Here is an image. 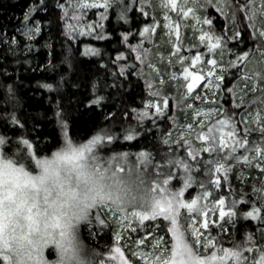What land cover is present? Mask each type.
<instances>
[{"label":"snow or ice","instance_id":"6c2138e0","mask_svg":"<svg viewBox=\"0 0 264 264\" xmlns=\"http://www.w3.org/2000/svg\"><path fill=\"white\" fill-rule=\"evenodd\" d=\"M112 3L113 0H66L58 7L64 10L62 18L68 20L65 24L68 34L75 35L79 30L81 35H91L93 22H80L85 10L101 4L107 10ZM147 3L148 0H141V6ZM211 3L212 0H192L191 4L189 0H159L153 8L162 10L169 35L174 28L178 38L180 25L171 22L170 10L176 11L178 19L180 14L190 17L195 22L194 29L196 23L211 28L213 21L207 15L201 16V11ZM213 6L225 18L230 12L232 20L236 21L240 14L247 23L244 27L238 26L231 36L201 28L200 43L206 40L204 53L208 55L196 51L190 57L191 65H200L195 70L187 63L189 58L176 53L175 63L182 70L173 72L172 78L184 77L186 81V91L180 101L184 106L185 123H179L175 116L169 117L173 126L168 132L159 134V141L165 146L159 159L154 150L144 147L135 153L128 150L105 155V145H111L116 137L108 129L97 130L87 140L74 141L68 135L67 121L59 108L55 115L64 142L50 155H39L40 141H35L34 150L33 139L25 135L13 138L14 147L8 153L2 146L10 141L7 136L0 135V264H264V242H258L253 232L246 231L240 240L233 237L230 246H225L219 242V235L213 237L208 231L211 225H217L225 232V225L241 216L258 221L256 233H264V0H216ZM121 7L125 11L120 13V18L127 19L126 10L132 5ZM33 10L35 7L30 6L29 12L24 13L26 22ZM104 14L97 13L98 16ZM158 23L154 18L152 24H144L139 30L141 36L147 33L146 38L150 39ZM39 24L37 21L34 26L31 23L23 25L24 35H32L33 27L39 32ZM244 32H248L247 37ZM123 35L127 37L129 33ZM237 38L241 45L248 44V50L227 46V40ZM85 47L91 53L99 51L91 45ZM129 48L137 60L143 61L149 53L148 49L138 50L142 45H129ZM172 48L175 50L177 45L173 44ZM224 49L229 54L227 63L223 62ZM257 51L260 60L257 67H253L249 61ZM124 54L119 52L117 56ZM169 55L172 63V54ZM125 67L127 65H121L122 70ZM226 73L234 77L226 89L236 106V111L231 113L226 106H211L218 104L217 95L225 94ZM204 80H208L206 89L214 86L217 92L201 96L197 89L195 99L210 104L188 102L192 100L193 89ZM44 87L52 88L53 85L45 84ZM148 87L155 98L144 99V106L133 112L141 127L149 116L153 117V126L158 127L155 117L164 114L169 99L165 95L161 100L160 92L152 84ZM104 99L103 95H96L88 103L99 104ZM5 115H11L12 123H21L15 113ZM124 131L121 138L125 140L140 134L134 125ZM173 134L176 140L172 139ZM201 153H207V158ZM234 166L241 167L242 177H247L248 169L253 167L261 176L258 183L253 184L256 199L249 201L251 206L244 211L236 208L246 199L243 195L239 200L233 199L231 204H226L222 195L218 199L211 198L212 185L220 187L218 173H227ZM197 169L202 176L194 174ZM177 177L180 183L173 186ZM190 184H196L199 190L188 198L185 189ZM217 210L220 219H210V211ZM149 218L152 221L163 218L164 235L159 233V224L154 231L139 234L137 225L143 227ZM109 222L119 230H113V242L106 246V251L100 253L85 245L81 239L83 226L95 235L91 231L94 227L102 231ZM128 232L136 235L128 236ZM260 240H264V236ZM46 250L54 253L52 258L46 255ZM129 251L130 256L126 254ZM101 255L104 259L98 260Z\"/></svg>","mask_w":264,"mask_h":264},{"label":"trees","instance_id":"16d2710c","mask_svg":"<svg viewBox=\"0 0 264 264\" xmlns=\"http://www.w3.org/2000/svg\"><path fill=\"white\" fill-rule=\"evenodd\" d=\"M64 3L66 0H0V134L7 136L10 141L4 145L5 151L11 153L14 147L13 138L25 135L33 139L34 150L37 147L35 141H40L39 155H50L64 142L55 115L59 108L64 113L63 119L67 121L68 135L74 141L87 140L97 130L108 129L115 133L116 137L111 145H105V153L134 151L144 147L154 150L156 158L159 159L160 152L165 148L159 141V134L166 133L172 127L173 121L169 117L174 116V113L169 110V102V108L165 109L164 114L155 117V124L158 127L153 126L151 116L145 117L143 127L137 124L133 109L144 106L142 101L149 95L147 84L151 81L147 76L153 74L147 70L145 77L142 70L146 68L147 58L143 61L137 60L135 53L129 48V45H142V48L138 49L142 51L147 46L150 47V42L147 40L139 41L141 38L139 30L155 18L154 14L148 11V8L152 9V7L148 3L141 6L140 0L138 3L113 0L108 9L103 10L102 13H105L103 16L94 17L96 12L94 8L85 10L86 19L90 22L101 18L104 22L103 26L95 30L91 36H85L70 35L66 31L65 19L62 18L65 13L58 7V4ZM215 4L216 0H212L209 7L201 11V16L207 15L213 21L211 28L204 25L206 31L214 30L216 34L231 36L238 26L246 25L247 21L242 15L238 14L237 20L233 21L229 12L225 18V15L213 6ZM121 5H132L126 10L127 19L120 18V13L125 11ZM30 6H34L35 10L29 13V19L40 22V31L33 40L34 47L22 50L11 45L9 41L18 36L17 27L24 18V13L29 12ZM105 32L108 35H105ZM125 32L129 33L127 37L123 35ZM243 35L247 37L248 32H244ZM4 36L9 41L5 42ZM226 43L229 48L235 49L239 46L241 51L248 50V44L241 45L239 38L235 41L227 40ZM86 45H91L99 51L88 52ZM252 48H256L255 42ZM119 52L125 54L118 57ZM225 52V63H227L229 59L227 49ZM121 65L127 67L122 70ZM233 79L234 77H229L226 73L223 84L225 94L216 96L217 105L226 106L230 113L236 111V106L232 104V96L226 89L232 84ZM45 84H52L53 87L46 88ZM96 95H103L105 99L99 104L88 103L94 100ZM11 113H15L21 120L19 125L11 122V115H5ZM108 113H112V116ZM125 113L127 115H124ZM236 119L239 121V113ZM129 125H134L135 131L140 134L134 135L132 140L122 139L121 137L125 135L124 130ZM251 135L255 136L257 133ZM201 155L207 158V153ZM240 163L243 165V162ZM239 169L240 166H234L227 172L225 175H228V180L223 171L218 173L220 187L212 185L211 198L218 199L222 195L226 204H231L233 199L239 200L243 195L246 199L240 201L236 208L244 211L251 206L249 201L256 199L252 189L253 184L258 183L259 173L248 169V176L240 181L235 178V173ZM208 179L211 180L210 177ZM193 189L194 195L198 186L192 184L188 189L189 193ZM209 218L211 219L210 216ZM162 219L160 218L161 222ZM160 225L159 232L166 228ZM109 226L110 222L94 238L89 237L82 227L81 239L85 245L103 253L107 250L106 244L110 246L113 242ZM258 226V221L251 217L237 216L230 224L225 225L227 231L221 232V228L216 225H211L209 230L213 237L219 235L220 243L230 246L233 237L240 240L246 231L253 232L258 242H264L260 240L264 233H256ZM138 230L142 234L144 231L150 232V229L145 227L141 229L138 227ZM126 254L130 256V252ZM100 258L104 257L101 255L98 260Z\"/></svg>","mask_w":264,"mask_h":264},{"label":"rangeland","instance_id":"374dc122","mask_svg":"<svg viewBox=\"0 0 264 264\" xmlns=\"http://www.w3.org/2000/svg\"><path fill=\"white\" fill-rule=\"evenodd\" d=\"M130 3L134 1L138 0H129ZM141 2V0H140ZM192 0H189V4H191ZM159 0H148V4H150L149 6L152 7V9L148 8V11L152 14H154L155 19H157L159 21L158 24L155 25L156 27V31L152 32L150 34V39L146 38L148 36V34H145V37H142L139 35L140 38V42L147 40L148 42H150V47L147 46L146 49L149 50L148 55H146L144 58H147L146 60V68L145 70H142V73L145 75L147 72V70H149L150 73H152L153 75L147 76L145 75V77L147 76V78H150L151 81L147 84V86L149 84H152L155 90H158L161 94V100L163 98V96H168L169 102H170V111H172L174 113V116L178 118L179 123H185L184 121V115H185V111H184V106L183 104L180 103L181 99H182V94L186 91V88L184 87V84L186 83L185 78L184 77H176V78H172V73L173 72H177V71H181V67L178 63H175V61L178 59V57L176 56V53H179L180 55H184L186 58H189L187 60V63L189 65H191V59L190 57L192 55H195L196 51H200L202 52L205 56L208 55V53H204V49L207 47V42L205 40V43H200V29L204 28L203 24L200 23H196L195 24V29L192 27L193 23H195L194 21L191 20L190 17L188 18H184L182 14H180V18L178 19L177 13L174 10H170V20L171 22H178L180 25V29H179V37L177 38L176 36V32L175 29L173 28L171 30V35H169V31L170 29L165 27V19L164 16L162 14V10L160 8H153L154 4H158ZM95 9V14L93 15L94 17H97V13L100 12L102 13L104 10L103 5H97L88 9ZM86 9V10H88ZM68 18L69 20L71 19V13H68ZM37 21H35L34 19H29L27 22L24 20V18L21 20L20 25L17 27V32H18V36L12 38L10 41L4 36V40L5 42L9 41L11 45H13L16 48H20L22 50L25 49H30L32 47H34V43L33 40L38 36V32H35L34 27H33V34L26 36L24 35L23 32V25H25L26 23H31L33 26L36 24ZM68 22V20H65V24ZM81 23H87L90 22L88 19H86V15L82 18V21H80ZM153 20H151V22H148V24H152ZM94 24V28L92 30V33L101 28L104 24L102 18L96 19L95 22H93ZM206 31V30H205ZM75 34H80V31L77 30ZM158 34V35H157ZM85 36H91L88 34H84ZM157 38H156V36ZM15 40V43H13L12 41ZM176 44L177 48L174 50L172 48V45ZM224 60L223 62L225 63V59H226V52L224 49ZM171 55V59H172V63L169 62L170 60V55ZM216 58L219 60L220 59V54L219 51L216 52ZM260 60V53L257 51L254 53V56L252 58L251 63L253 66H257V62ZM145 63V64H146ZM151 65H155V67H152ZM200 65H191L192 69L195 70L196 68H198ZM208 84V80H204L201 81L200 84H198L196 86V89H193V93L190 94L192 95V100L188 101L190 103H194V104H198V105H202V104H210L209 101H205V100H200L197 101L195 99V94L197 92V89L199 90V94L201 96H204L205 94H211V93H216L217 89L213 86L211 89H206V85ZM149 91V89H148ZM148 97L147 98H155L152 96V92L149 91L148 92ZM249 95H251V93H249ZM184 100H188L187 97H183ZM237 100H239V98L237 97ZM163 107V105H161ZM211 106H215V107H219L218 105H211ZM255 104L252 105L253 108H255ZM168 105L165 108L166 110L168 109ZM152 111H154V109H152ZM191 119V117H190ZM196 124L199 123L198 120L195 121ZM173 126V123H172ZM243 126V125H242ZM168 132V131H167ZM1 135V134H0ZM193 138H194V134H193ZM173 140H176V136L173 134L172 136ZM199 143V142H197ZM4 147V146H2ZM140 148L135 149L134 151H132V153H135L136 151H138ZM105 155H108L110 153H104ZM204 156V155H203ZM252 171H256L259 173V170H256L254 167L251 168ZM33 170H35V166L33 163ZM241 169L237 170V172L235 173V178L236 180H240L242 181L244 177H242L240 175ZM194 174H199V175H203V173L201 172V170L197 169L195 170ZM227 174L224 172V175ZM226 179L228 177V175H225ZM257 176V175H256ZM261 176L260 173L258 175V181L260 180ZM176 179V185H179L180 181L179 178H175ZM228 180V179H227ZM195 185V184H194ZM192 186V184L188 185V187L185 189V195L186 197L190 198L193 195L194 189L191 191V193H189L190 191L188 190L190 187ZM196 187V186H195ZM199 190V189H198ZM198 190H196L198 192ZM188 192V193H187ZM195 195V193H194ZM209 216L211 218H217L220 219L219 215H218V210L217 211H210ZM162 219V218H161ZM163 220V219H162ZM223 223V221H221ZM160 225L161 221L160 218H157L156 221H152L151 218H149L148 221L145 222L144 226L141 227L139 225H137V228L139 227L141 228H149L150 232L155 230V226L156 225ZM230 224V223H228ZM217 226V225H216ZM160 228V227H159ZM83 229L85 231V233H87V235L91 238H94L95 236H97L101 230L97 229V228H93L91 231L95 232V235H91L90 234V230L87 229L86 225L83 226ZM115 229V226L110 222V226H109V230H110V236L111 239L113 240V230ZM115 230H119V229H115ZM210 232V230H208ZM166 232V228L164 227L163 231H160L159 233L161 235H164ZM135 233L133 232H128L126 233V235L128 236H132ZM139 234L141 235V231L139 232ZM136 235V234H135ZM143 235V234H142ZM212 235V234H211ZM170 236V234H169ZM108 246V244H106ZM105 245V246H106ZM130 252V251H129ZM46 255H49L47 250H46ZM54 255V253L52 254ZM52 255H49V258H52ZM131 255V253H130ZM100 259H104V258H100ZM137 260L139 259L138 257L136 258Z\"/></svg>","mask_w":264,"mask_h":264},{"label":"clouds","instance_id":"9594fccd","mask_svg":"<svg viewBox=\"0 0 264 264\" xmlns=\"http://www.w3.org/2000/svg\"><path fill=\"white\" fill-rule=\"evenodd\" d=\"M90 251V250H89Z\"/></svg>","mask_w":264,"mask_h":264}]
</instances>
